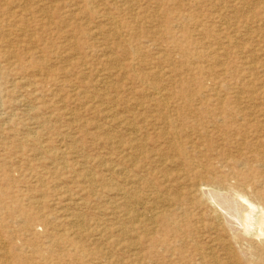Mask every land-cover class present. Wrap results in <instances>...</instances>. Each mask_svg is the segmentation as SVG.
Instances as JSON below:
<instances>
[{
	"label": "rangeland",
	"instance_id": "rangeland-1",
	"mask_svg": "<svg viewBox=\"0 0 264 264\" xmlns=\"http://www.w3.org/2000/svg\"><path fill=\"white\" fill-rule=\"evenodd\" d=\"M0 110V264H245L179 150L262 175L264 0H0Z\"/></svg>",
	"mask_w": 264,
	"mask_h": 264
},
{
	"label": "bare ground",
	"instance_id": "bare-ground-1",
	"mask_svg": "<svg viewBox=\"0 0 264 264\" xmlns=\"http://www.w3.org/2000/svg\"><path fill=\"white\" fill-rule=\"evenodd\" d=\"M108 17H106V18H108ZM113 28H115V27L113 26ZM121 37H123V36L121 35ZM222 44H224V43H222ZM67 83H69V82H67ZM147 88H149V87H147ZM157 95H159V94H157ZM161 95H162V93H161ZM159 97H161V96H159ZM161 100H162V98H161ZM161 100H160V102H161ZM31 108H28V109L32 110ZM210 113L211 112L208 110L202 111L200 118L197 121L190 122L191 123L190 124L191 129L193 131L195 130L198 133V136H199V139L201 142L199 145H197V144L196 145L200 146V147H205L207 149L210 148L211 144L214 143V141L212 140L213 136L215 134L217 135V133H218L217 132V130H218V128H217L218 118L217 117L215 118V116H212ZM248 114H249V112H248ZM180 115H182V114L180 113ZM70 116H72V115H70ZM170 125L174 129L170 128L169 130L170 131H171V129L174 130L173 133H174L175 138H176L178 131L175 128L174 121H170ZM178 125L183 126L184 122L181 121L180 124H178ZM255 125L257 128L256 131L264 130V123L260 124L259 122H257V123H255ZM236 126H237V129L242 132V127L240 125H236ZM181 131H183V130H181ZM125 132H127V131H125ZM132 133H134V132H132ZM30 134H32V133H30ZM170 134H172V133H170ZM212 134H213V136H211ZM32 136H34V135L32 134ZM178 146H179V144H178ZM250 148H251V152L254 153L256 157H259V160H257L256 162H258V164H259L258 166H261L260 173L262 175H257L255 173L254 168L251 165H249L248 163H246L245 161H243L242 156L229 157L225 154H220L219 155L220 158L226 159L225 163L227 165H224L223 167L228 169V171L226 173H221V172L215 171L213 168L211 169V166L202 167L199 162L194 161V160H190V158L187 156L188 154L185 152L184 149H180L179 151H180L181 156L186 157L188 159V161L192 163L191 165L195 169V173H194V176L192 178L193 179V187H192L193 191L195 193H199L201 191L202 187L211 188V191H208V189L207 190L205 189L206 192L202 190L201 193H203V195L205 194V197L207 198L206 200L210 201L209 204L211 205V214L213 216V227H211L212 231L214 230L215 233H221L223 235V237L226 238L225 240L220 239L219 242L220 243L222 242V244L225 245L226 242H228V241L232 242V241H237L238 239H240V240H238L237 244L240 247V252L241 251L245 252V253H243L245 255H243L242 253H240V254H242L245 257H246V254L249 256L248 259L245 260V264H264V191H259L258 188H256V186L259 185L260 182L264 183V165H262V164H264V156L262 154H260V148H257L254 145L251 146ZM217 155H218V152H217ZM61 166H63V165H61ZM93 186H95V185H93ZM220 191H223V192H220ZM117 192H120V191H117ZM158 194H160V193H158ZM168 199H170V198H168ZM236 199L242 200L243 202H245L249 206H247V208H245L244 206H242L238 203L236 204ZM138 205H140V204H138ZM141 207H142V205L140 206V208ZM235 207H239L241 211L244 210L246 212L242 218V221H241L242 231H243L242 232L243 233L242 238L240 236H237V234H235V232H237V231H236V229L234 230V225L235 226L241 225L238 223L240 217L237 215L238 213H236L239 211H236V212L233 211V210H235ZM132 209H133V207H132ZM153 209H154V207H153ZM255 209H257L256 213L254 212ZM135 212H132V213H135ZM144 212H146V211H144ZM144 212L142 211L143 214H144ZM128 214H129V211H128ZM159 214H161V213H159ZM148 215L149 214L147 213V216ZM143 216H146V214ZM153 216H155V215H153ZM128 222H131V221H128ZM240 228H241V226H240ZM3 247H5V246H3ZM236 249H237V247H236ZM227 251L232 253V250L230 248H228ZM238 252H239V250H238ZM242 259H245V258H242Z\"/></svg>",
	"mask_w": 264,
	"mask_h": 264
}]
</instances>
